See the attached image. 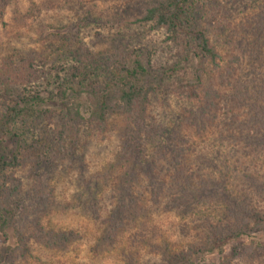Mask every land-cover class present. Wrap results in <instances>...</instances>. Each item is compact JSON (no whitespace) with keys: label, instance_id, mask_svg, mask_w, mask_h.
Returning a JSON list of instances; mask_svg holds the SVG:
<instances>
[{"label":"rangeland","instance_id":"rangeland-1","mask_svg":"<svg viewBox=\"0 0 264 264\" xmlns=\"http://www.w3.org/2000/svg\"><path fill=\"white\" fill-rule=\"evenodd\" d=\"M157 1L0 0V77L7 76L21 91L27 89L34 95L38 93L45 97L51 88H45V81L41 85L39 81L29 84V72L40 66L50 71L51 75L56 72L69 78L70 68L73 70L76 67L83 81L82 89H78L73 96L81 101L85 111V121L80 128L82 134H86L82 135L78 149L67 151L70 157L65 153L63 158H56L55 166L44 164L42 168H33L26 165L14 171L23 183L24 208L14 207L15 227L9 226L0 232V264H127L130 261V264H162L166 261L164 251H179L198 244L197 241L200 243L201 236H204L201 229L204 217L201 213L194 211L182 215L179 209L163 208L166 197L157 207L145 204L148 194L143 185L132 187L138 200H141L137 205L145 208V216L139 215L134 222L126 217L125 226L117 232L118 236L108 241L101 238L103 228L109 223L108 216L112 210L117 211L118 184H121L120 178L125 177L121 173L130 174L133 167L130 154L138 152L139 148L136 149L135 143L127 139L135 126L124 115L120 104L111 105L102 126L90 121L86 112L93 106V91H102L101 77L109 75L110 69L117 68L119 64H128L136 55L151 60V68L142 82L145 87L151 84L150 88H153L146 108V129L141 133L148 130L151 134L141 147L147 159L158 152V163L164 167L166 161L171 160L166 148L172 145L182 148L192 146V156L220 150L219 160L223 156L233 160L240 157L239 163L248 168L252 178L257 173H264V153L256 157L255 152H251L254 144L264 137V120L259 121L263 111L254 113L242 108L236 112L234 116L238 127L234 129L238 131L237 135L229 131L236 138H226L221 143L217 135L223 130L215 121L204 130L191 129L195 127L188 124L207 101L203 96L205 87L202 85L199 90V86L195 87L197 97H194L190 91L186 93L188 88H182V85L192 84L196 80V72L202 70L215 80L218 69L209 70L207 62L191 60L186 66L181 62L171 77L166 73L164 79H160L163 76L161 73L157 77L159 72H164L180 59L177 56L178 47L165 42L162 29H153L149 24L137 21ZM201 3H213L214 12L217 11V3L228 9L225 18L230 26L225 25L219 29L221 32L215 33L207 28L211 41L217 44L215 46L223 55L219 61L223 66L220 78H223L229 72L225 66L232 60L229 53L251 48L250 36L254 30L258 29L264 35V0H198V6ZM215 14L214 20L222 22L224 14L219 11ZM259 17L263 20L262 24L258 23ZM233 27L236 28L235 35L224 43L219 36L230 33ZM240 38L243 41L241 44ZM116 52L122 54L120 58L114 55ZM242 55V71L246 74L240 70L237 73L245 78L250 72V65H247L246 53ZM225 84L223 81L222 86ZM227 87L222 88L226 95L231 91L230 85ZM41 106L51 114L59 110V105L55 103ZM238 133L245 139H240ZM2 145L5 150L10 146L9 142ZM121 156H127V162L116 165ZM229 161L235 167L236 164ZM189 162L199 166L198 158L190 157ZM221 166L219 163L218 168ZM234 167L229 169L227 179L231 185L236 180ZM238 175L242 176L241 173ZM220 176V173L215 174L217 178ZM140 178L145 177L140 175ZM240 186L245 189L244 182ZM119 189L122 190V187L119 186ZM34 190L39 192L36 198ZM128 195L126 198H129ZM42 203L47 204L43 206ZM208 209H211L208 204L196 206V210L205 215ZM19 240L29 248V253L22 251ZM223 242L220 245L222 252L218 249L206 251L193 258L194 264H220L225 260H229L226 264H264V256L248 257L247 250L240 251V254L243 253L240 256L232 252L235 245H243L249 250L250 245L255 243L264 245V229L238 238H227Z\"/></svg>","mask_w":264,"mask_h":264},{"label":"trees","instance_id":"trees-1","mask_svg":"<svg viewBox=\"0 0 264 264\" xmlns=\"http://www.w3.org/2000/svg\"><path fill=\"white\" fill-rule=\"evenodd\" d=\"M197 3L198 0H158L157 3L145 10L137 21L149 24L153 29H162L165 33V42L178 47L179 54L177 56L181 60L178 59L177 63L166 68L164 72H159L157 77L160 76V73L163 74L160 79H164L165 73L171 77L180 67L181 62L186 66L191 60L207 62L210 65L209 70L218 69L215 80L202 70L200 73L196 72V80L192 84L182 85V88H188L186 93L189 94L190 91L193 93L192 96L197 97L195 87L199 86L198 90L202 85L205 87L203 96H206L207 101H203L204 105L201 111L194 115L188 124L195 127L191 129L204 130L208 124L215 121L214 123L220 130H223L219 131L217 135L218 142L221 143L226 141V138H236L229 134V131L231 133L234 131L236 135L238 132L234 129V127H238L236 116H234L236 112L242 108L250 109L254 113L264 112V35L258 32V29L254 30L250 36L251 48H241L239 52H230L232 60L225 66V69H229L227 75L230 76L226 75L220 78L223 66L219 61L223 55L215 46L217 44L211 41L207 28L213 29L212 31L215 33V31L221 32L219 29L224 28L225 25L230 26L231 24H228L225 18L228 9L217 3L216 7L218 8H215L217 11L214 12L213 3L204 5L201 3L200 6ZM218 11L224 14V22L214 20L215 13ZM206 15L208 19L205 17ZM259 19L258 23L262 24V18L259 17ZM215 23H217L216 27ZM231 29L233 31L230 30V33L219 36L223 38L224 43H228L235 35L236 28ZM239 43H243L242 38ZM245 53L248 60L247 65H250L248 70L250 72L247 73V77L241 78L237 71L240 70L242 74H246L242 71V54ZM114 55L120 58L122 54L116 52ZM36 67L28 73L30 76L27 77V80L29 84L39 81V85L45 81V88H51V90H47L45 97L38 93L34 95L31 90L22 89L21 91L13 85L12 80L7 76L0 77V232H4L9 226L15 227L14 207L22 206L24 208L23 183L18 176L14 175V171L26 165L33 168H42L44 164L55 166L56 158H63L65 153L68 154L67 151L78 149L82 135L86 136V134H82L80 128V124L85 121V111H83L81 101L73 96L78 92V89H82L83 78L80 77L77 68L74 67L73 70L70 68L68 78V76L61 77L56 72L51 75L47 69ZM262 67L263 70H260ZM149 68H151V60L136 55L128 64H119L117 68L110 69L108 73L110 76L106 74L101 77L102 91H97V89L93 91V106L86 112L90 121L102 126L111 111V105L120 104L124 115L128 116L130 122L135 126L133 133H130L131 136H128L127 139L132 144L135 143L136 149L139 148L138 152L130 154V159L133 158L130 174L126 172L128 175L126 176L121 173L125 177H121L119 182L121 184H118L117 211L112 210L111 215L108 216L109 223H106L103 228L101 238L108 241L118 236L117 232L122 231L125 226L124 219L126 217L130 218L129 221L134 222L138 217L145 216V208H140L137 205L141 200H138V195L133 190V187L143 185L148 194V198L144 200L145 204L147 202V204H155L157 207L166 197L162 204L163 208L179 209L182 215L197 211L204 217V222L202 221L201 225L204 236H201L200 243L197 241L198 244H191L185 249L179 251H168L170 250L168 249L163 253L166 261L162 264H194L193 258L206 251L218 249L222 252L220 245L227 238H238L243 234L264 229V173L253 175V179L248 168L239 163L240 157L233 160L223 156L219 160L220 150H212V153H195L192 156L194 152L192 146L182 148L172 145L170 148H166L171 160L166 161L168 165L166 164L164 167H160L161 165L158 163L156 155L158 152L147 159L144 149L141 147L146 142L145 140L151 138V134L148 130L144 134L141 133L146 129L144 127L146 108L149 94L153 88H150L151 84L145 87L142 82L148 75ZM223 81L226 84L222 86ZM229 85L231 91L226 95L225 92H222V88H229L227 87ZM249 88H251V92ZM220 99H222L221 103ZM47 103L58 104L59 110L55 111V114H51L47 108L42 109L41 105ZM263 120L264 113L259 121ZM241 133L243 132L241 131ZM241 133L238 134L243 140L245 136ZM4 142L10 144L6 150L2 145ZM251 152H255L256 157H260L264 153V137L259 143L254 144V149ZM70 155L68 154L69 157ZM247 156L248 154L245 155V158ZM126 157H119L115 164L121 166L127 162ZM190 157L195 160L199 159L198 167L190 164ZM229 160L236 164L235 167ZM219 163L222 165L220 168H218ZM233 167L236 180L234 185H231V182L228 184L227 179L229 169ZM162 171L163 174H161ZM218 173L221 175L219 178L215 177V174ZM240 173L241 177L238 175ZM140 175H144L145 178H140ZM42 181L40 178L39 182L42 183ZM243 182L245 189L240 186V183ZM119 186L122 187V190L119 189ZM38 193V190H34V198L38 196ZM127 193H129V198H126ZM127 202H129L128 205H126ZM46 204L42 203L43 206ZM199 204H208V207L211 208L208 209L206 215L200 210H196V206ZM131 213L132 216H130ZM210 215H214L216 218L214 219ZM19 242L23 248L22 251L29 253V248L24 242L20 240ZM242 250H247L248 257L264 256V245L258 243L250 245V250L245 249L243 245L232 247L235 256L242 255L243 253L240 254ZM228 262L229 260H225L220 264Z\"/></svg>","mask_w":264,"mask_h":264}]
</instances>
